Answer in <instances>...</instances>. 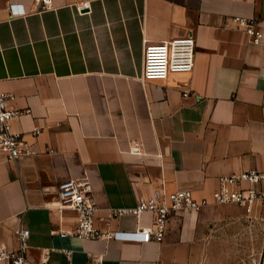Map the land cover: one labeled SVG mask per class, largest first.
<instances>
[{
	"label": "crops",
	"instance_id": "0c3cea01",
	"mask_svg": "<svg viewBox=\"0 0 264 264\" xmlns=\"http://www.w3.org/2000/svg\"><path fill=\"white\" fill-rule=\"evenodd\" d=\"M236 16L255 20L260 42ZM187 34L193 68L143 79L145 44ZM0 90L22 111L9 129L36 150H0V247L17 249L29 227L26 264H264V201L176 214L162 240L151 211L109 213L264 171V0H0ZM85 175L109 239L59 231L76 213L50 208L60 180Z\"/></svg>",
	"mask_w": 264,
	"mask_h": 264
},
{
	"label": "built area",
	"instance_id": "2783aa9c",
	"mask_svg": "<svg viewBox=\"0 0 264 264\" xmlns=\"http://www.w3.org/2000/svg\"><path fill=\"white\" fill-rule=\"evenodd\" d=\"M44 7L48 0H42ZM88 7L83 3L82 10ZM14 14H24V6L16 8L10 4ZM234 21L244 27L253 41L260 42L262 31L254 19L236 16ZM196 39L194 35H179L159 42H147L144 47L143 79H163L176 72L190 71L195 63ZM13 95L0 90V150L6 152L9 158H19L36 152L31 141L21 132L11 131L9 124L22 112L11 105ZM37 132V130L35 131ZM57 202L51 210L64 216L66 209L76 213V223L71 229H59L64 233H73L83 238H106L115 235L114 231L101 229L95 224V213L98 209L97 200L93 194V182L85 175L83 177L65 178L57 184ZM264 201V171L247 169L221 175L219 185L209 196L196 198L186 189L159 191L148 197L138 198L135 205L111 207L109 213L113 217L124 214L139 215L144 211L154 214L151 235L158 240L164 239L170 220L179 213L198 210L210 203L235 202L250 209L258 202ZM29 227H20L17 235L19 247L8 249L0 247V261L8 258L11 264H26L27 239Z\"/></svg>",
	"mask_w": 264,
	"mask_h": 264
}]
</instances>
